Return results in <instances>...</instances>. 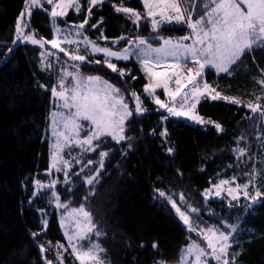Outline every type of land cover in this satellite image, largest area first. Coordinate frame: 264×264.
<instances>
[{
    "label": "trees",
    "instance_id": "trees-1",
    "mask_svg": "<svg viewBox=\"0 0 264 264\" xmlns=\"http://www.w3.org/2000/svg\"><path fill=\"white\" fill-rule=\"evenodd\" d=\"M80 2V11L68 10L57 19L58 24L87 19L86 36L109 48L121 49L140 37L157 45V37L189 32L185 25H163L154 31L148 19L134 22L114 7L123 4L143 13L141 0H103L91 6V15L88 0ZM24 7L25 0H0V264H47L49 260L59 264L58 251L63 264H78L66 246L51 197L36 188L49 168L46 133L54 78L38 67V44L15 41V22ZM50 10L46 2L32 9L25 33L51 39ZM78 64L83 74L101 76L119 88L132 109L131 93L135 92L146 109L142 114L133 112L125 121V139L119 143L106 136L95 142L100 144L95 151L72 148L69 177L56 185L62 203L68 207L83 204L91 213L102 233L91 239L105 250L102 257L106 264H174L190 242L201 240L169 202L167 194L172 191L183 196L184 203L193 206L196 218L206 225L235 227L230 264H264V196L250 202L242 197L233 201L225 195H204L219 179L235 177L243 184L253 171L258 173L257 189L264 192V120L260 114L244 104L208 97L200 99L196 110L205 121L214 123H192L169 116L146 96L147 80L135 60L116 61L117 68L125 71L123 77L100 57ZM261 70L264 49H255L232 66V75L207 69L205 80L222 95L245 102H257L259 96L258 102L264 105V86L255 83L264 76ZM215 124L223 130L217 131ZM242 147L247 151L239 157L236 149ZM101 151L108 153L103 168L99 164ZM96 169L98 182L89 185L86 180L96 176ZM57 244L64 248L58 250ZM41 245L49 250L42 253ZM209 264L216 261L210 259Z\"/></svg>",
    "mask_w": 264,
    "mask_h": 264
},
{
    "label": "snow or ice",
    "instance_id": "snow-or-ice-1",
    "mask_svg": "<svg viewBox=\"0 0 264 264\" xmlns=\"http://www.w3.org/2000/svg\"><path fill=\"white\" fill-rule=\"evenodd\" d=\"M103 0H88L90 5L89 15H91V6L102 3ZM51 5V17H63L67 15L68 9L75 8L80 11L79 0H46ZM144 12L135 11L132 8L124 7L123 4L115 6L117 12H123L134 18V22L143 19H151V25L154 31L159 30L162 25L176 23L185 25L190 29V33L176 40L163 39V43L158 48H153L145 39H139L135 53H131L130 49L125 48L122 52L112 51L109 48H101L92 43L93 51L103 52L105 54L104 64L113 72H117L119 76L125 75L124 69H118L116 64L112 63L107 57H116L117 59H128L130 54H135L143 66V70L147 74L148 83L144 86V92L148 93L155 100L160 108L166 109L170 116L178 118H187L199 124L214 123L211 120L205 121L203 117L196 114V105L201 98H210L212 100H225L232 104H244L252 113H259L264 120V105L258 101L262 97H257L256 101H243L235 96L222 95L220 91L203 81V70L206 66L215 68L217 73H226L232 75V66L237 65L246 52L255 49H264V0H199L200 12L197 13V0H142ZM25 10L15 22V33L17 39L23 38L24 41L32 44H39L41 47L45 43H50L53 48L59 49L68 55L72 61L85 62L84 55L69 53L65 48L60 47L62 41L53 39L51 41L36 39L32 34H25V29L29 28L27 17H30L31 9L41 7V0H25ZM158 17V18H157ZM88 20L85 19L81 24L76 25L77 29H83ZM96 27V25H92ZM59 31V29H57ZM79 34V33H78ZM67 43H74L67 36L64 37ZM123 39V37H121ZM157 39H160L157 37ZM87 41V37H85ZM191 41L186 44L184 41ZM143 46V47H140ZM11 51V49H9ZM99 64L101 61L96 60ZM191 64L192 66H188ZM169 65L170 71H154V68H161ZM75 72L64 71L61 76L57 88H52L51 92L54 97L62 101V107L68 109L69 112L65 116L64 113H53V124L62 122L65 131H54L57 137V143L54 145L56 151L53 152L52 167L56 168L58 163L68 165L69 162L63 160L59 156L60 151L64 147L72 145L78 146L82 151H95L100 144H94V141H101L102 137L110 136L117 143L125 139L124 125L125 121L133 115L129 110V105L125 102L124 96L120 89L104 80L101 76L89 75L84 77L79 72V65H73ZM264 72V70H261ZM65 76L71 77L70 81L65 80ZM135 78V77H133ZM255 83L264 86V76L256 80ZM174 84L172 88L169 85ZM157 88H163L164 93L169 97L171 104H166L158 96L155 95ZM187 89V91H185ZM264 91V88H262ZM214 93V95H212ZM135 99V112L142 114L146 109L142 107L140 97L135 93H131ZM179 97V100H177ZM191 101V102H190ZM74 109L75 111H72ZM61 119L58 121L56 117ZM167 119V117H165ZM88 122V134L84 138H80V132L85 125L80 121ZM217 131H222L220 124H215ZM166 133H162L164 135ZM241 139H244L241 137ZM61 140L63 143H61ZM169 152L173 149L169 148ZM239 157H243L247 151L245 147L236 149ZM101 160L100 168H103V158L108 156L107 152L99 153ZM92 161H89L91 164ZM60 170V169H57ZM96 176H90L86 182L93 185L98 182L99 169H96ZM67 175V173H66ZM79 175V174H77ZM254 179V177H253ZM235 180V177H233ZM230 181L221 180L216 188L215 195L220 196L222 190H226L233 201L239 200L240 190L244 189L243 195L249 198L248 184H237L235 187L223 189L224 185H228ZM252 183V179L249 180ZM55 181L51 186H54ZM39 187H45L37 181ZM211 189L206 190L205 195L211 193ZM161 196L165 194L160 193ZM264 196V192L257 190L255 196L250 197L253 201ZM85 197V201H87ZM183 199V196H181ZM67 210L66 205H59ZM172 207L176 209L180 219L184 224L189 226V231L197 232V228L190 222V217L172 202ZM192 212L197 211L191 209ZM67 221H74L75 231L71 234L68 230L65 235L69 241V247L72 249L71 255L79 261V264H106L102 253L104 249L99 244L93 243L91 236H100L102 233L97 229L93 222L91 213L86 210L82 204L79 208H72L68 211V216L62 218V226ZM45 227L47 221L44 222ZM233 226V231H235ZM198 235L202 236L206 244L193 241L185 250V255L181 256V264L185 257L194 255L191 264H209V258L216 261V264H230L229 259V235L224 231H220L218 227L212 226L206 229H199ZM38 235V233H33ZM85 242L87 247H85ZM157 245L154 243L153 248ZM56 248L63 249L62 244H57ZM49 249L43 245L40 251L43 253ZM66 251V249H65ZM57 260L59 264H63L62 253L57 252ZM47 264H53V261H47ZM160 264H164L163 261Z\"/></svg>",
    "mask_w": 264,
    "mask_h": 264
},
{
    "label": "rangeland",
    "instance_id": "rangeland-1",
    "mask_svg": "<svg viewBox=\"0 0 264 264\" xmlns=\"http://www.w3.org/2000/svg\"><path fill=\"white\" fill-rule=\"evenodd\" d=\"M44 2H46V0H41V4L44 3ZM141 2H142V0H141ZM79 4H80V7H81L80 0H79ZM197 5H198L197 13L194 14V16H193L194 19L196 18V15L199 14V12L201 10L200 7H199V0H197ZM25 7H26V4H25ZM25 7L23 8V10L21 12H23L25 10ZM50 7L52 8L51 5H50ZM124 7H126V6H124ZM34 8H36V7H34ZM34 8H32V9H34ZM32 9H31V11H32ZM70 9H74L75 10V8H70ZM70 9H68V10H70ZM143 12H144V10H143ZM50 13H51V10L49 11V16H50V26L52 28L53 36L48 41H51L53 39H58V40L62 41L61 44H60V47L65 48V50L67 52H69V53L75 52L76 54L84 55L86 57V60H88L89 58H94L95 59L97 57H100V60H102L104 62V60L106 58L105 54L103 52H95V51H93L92 43H89V42H93V41L90 40L86 36V34H85L83 29H77L75 27L76 25H79L81 23H69V24H66V25H61V24H58V20H57L60 17H56L55 19H53L51 17ZM28 19H29V17H27V21H28ZM133 20H134V18H133ZM148 20H149L150 25H151V19L148 18ZM166 25H179V24L172 23V24H166ZM151 27H152V25H151ZM57 29H59V31H57ZM189 33H190V29H189L188 34ZM25 34H27V33H25ZM28 34H32V33H28ZM188 34H186V35H188ZM65 36H67L68 39H71L72 41H74V43H71V44L67 43V41L64 39ZM183 36H185V35H183ZM183 36H179V37H171V36L159 37L160 38L159 39L160 42L157 45L151 44L146 38H143V37L135 38V39L129 40L128 44L125 47L121 48V49H113V48H109V47H106V46L99 45V44H97L95 42L94 43L98 47L109 48L112 51L122 52L123 49L128 48V49H130L131 53H135V51L137 49V43H138L139 39H145L148 44L152 45L153 48H158L163 43V39L176 40V39L181 38ZM85 37H87V41L85 40ZM36 39H39V38H36ZM41 39L42 40H47V39H44V38H41ZM15 41H17V42L18 41L25 42L22 37L17 39V35L15 36ZM184 43L189 44V43H191V41L190 40L189 41H184ZM140 47H143V46H140ZM107 59H109L114 64H116L117 60H123V61H128L130 59L135 60L139 64L140 69L143 72V74L145 75L147 83H148L147 74L143 70V66H142V64L140 63L139 59L137 58V56L135 54H130L129 58L126 59V60L125 59H117L116 57H107ZM78 63H79V61H72L69 58L68 55H65L64 52H60L59 49L53 48L50 43H45L43 45V47L40 46V52H39V55H38L37 64H38V67L40 69L45 70V71H47V72H49V73H51L53 75L54 79H53V83L51 85V89L52 88H57V90H59V88H58L59 80H60L61 76L64 75V71L66 70V71H69V72H75L76 68L73 67V65H79ZM188 66H192V65L189 64ZM207 69H211L213 71H216L215 68H213L211 66H206L205 69L203 70V81L202 82H206V80H205V71ZM153 70L154 71H170V67H169V65H165V66H163L161 68H154ZM79 72L84 77L89 76V75L83 74L80 70H79ZM92 76H97V75H92ZM64 78H65L66 81H70L72 79L71 77H67V76H65ZM110 84H112V83H110ZM169 86L172 87V88L175 87L174 84H170ZM185 91H187V89H185ZM145 94H146V96H148L154 102V104L156 105V107L158 109L167 112L166 109L160 108L159 105L155 103V100L153 99L152 96H149L148 93H145ZM155 95L158 96L166 104H169V105L171 104V101H170L169 97L164 93L163 88H157L156 92H155ZM212 95H214V93H212ZM51 96H52V98H51L50 122H49L48 130H47V133H46V137H47L48 145H49V168L46 171V175H47L46 179H44L42 181H39L40 184L44 185L45 187H39L37 185V182H36V188H37V192H47V195L51 197L53 205L55 206V209H56L57 214H58V220H59V224H60V227H61V231L63 232V235L65 237L66 246L69 248L70 252L72 253V249H71V247H69V241H68V239H67V237L65 235V231L68 230L70 234H71L72 231H75L74 221H67L65 223V225L62 226V218L67 217L68 216V211H70L72 208H79V207H67V210L64 207H59L58 204L59 205H66V204L62 203L60 201L59 196H58L57 191H56V185H57L59 180H62V181L64 180V182H66L67 178L69 177L68 173H69V169L71 167L72 157H73V155L71 154L72 148L77 147L81 151H82V149L80 147H78V146H75V145H72V146H69V147H64L60 151L59 156L62 157L63 160L68 161L69 164L66 166L63 163H58L56 168L52 167V164H53L52 155H53V152L56 151V149L54 148V145L57 143V137L54 135V131H65L64 128H63L62 122L58 123V124H55V125L53 124V116H52V114L53 113H61L62 112L66 116L68 114L69 110L62 107V103H63L62 101H59L53 95H51ZM140 100L142 102V107L145 109V105L143 104V101H142L141 98H140ZM177 100H179V97H177ZM135 107H136V102H135V99H134V108L132 109V108L129 107V110H132V112H135ZM196 107H197V105H196ZM72 111H75V110L72 109ZM195 112H196V114L201 116L197 112L196 109H195ZM56 119L58 121H60L61 118L59 116H57ZM185 119H187V118H185ZM187 120H189V119H187ZM189 121L192 122V123H196V122H194L192 120H189ZM80 123L85 125L84 129L80 132V138H84L88 134V122L81 120ZM197 124H199V123H197ZM123 135H124V133H123ZM263 139H264V136H263ZM95 142L96 141H94L93 143L95 144ZM61 143H63L62 140H61ZM57 169H60V170H57ZM66 173H67V175H66ZM253 177H254V179H253ZM257 177H258L257 171H253V173H251L250 176L246 178V182H244L243 184H248L249 185L248 189H247V191L249 192V198H245L244 197V195H243L244 189L240 190L239 198L242 197L244 199H248L250 202L253 201L250 197L255 196V194H256V192L258 190L257 186H256ZM250 179H252V183H249ZM221 180L230 181V183L228 185H224L223 186V189H227L228 187H235L237 184L243 185V184H241V182L236 181V179L233 180V178L219 179L215 184L211 185L209 188L206 189V190L211 189L212 190L211 193L206 196L205 195L206 190H205L204 191V195L206 197H212V196L213 197H217L215 195L216 188L214 187V185H219ZM54 181H55L54 186L50 187V185H52ZM250 189H253V191L250 190ZM159 191H161V190H159ZM222 195L223 196L225 195V196L229 197V199H232L231 196L228 195L226 190H222L221 191L220 196H222ZM167 198H168L169 202L171 203V205H172V202H175L177 207H179L181 211H183L187 215H189L191 224L194 227L197 228V232H194L196 235H198L197 233H198L199 229H202V228L206 229L207 227L215 226V227H218L220 229V231H224L226 234H230L229 235V244L232 245L231 234H232V231H233V226H231L229 224H225L224 226H220V225H217V224L216 225L215 224L206 225L201 219L196 218V215H197L198 212L197 211L192 212L191 209H195V208L193 206H191L190 204L186 203L187 204L186 205L184 203V200L181 199V195L180 194H178V193L176 194L174 191H172L171 193L167 194ZM178 198H179V200H177ZM175 211H176V209H175ZM176 213H177V211H176ZM177 215L179 216L178 213H177ZM179 218H180V216H179ZM186 226L189 228L188 225H186ZM198 236L200 237L201 240L195 241V242L201 244V246H205L206 247V244L203 241L202 236L201 235H198ZM92 242L98 244V242L95 241V240H92ZM192 243H193V241L190 242L189 245L192 244ZM85 247H87L86 242H85ZM187 247L184 249V252H183V254L181 256L185 255V250L187 249ZM228 251L230 252V250H228ZM229 256H230V254L228 255L227 259L230 260ZM193 260H194V255H188V256L185 257V260H184L183 264H191V262ZM209 260H210V258H209ZM78 264H79V261H78ZM174 264H181V257Z\"/></svg>",
    "mask_w": 264,
    "mask_h": 264
},
{
    "label": "water",
    "instance_id": "water-1",
    "mask_svg": "<svg viewBox=\"0 0 264 264\" xmlns=\"http://www.w3.org/2000/svg\"><path fill=\"white\" fill-rule=\"evenodd\" d=\"M170 116V115H169ZM171 117H175V116H171Z\"/></svg>",
    "mask_w": 264,
    "mask_h": 264
}]
</instances>
